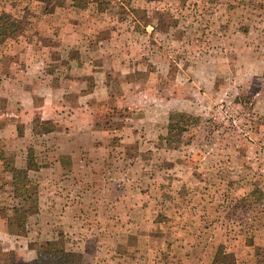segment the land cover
I'll use <instances>...</instances> for the list:
<instances>
[{
	"label": "rangeland",
	"instance_id": "1",
	"mask_svg": "<svg viewBox=\"0 0 264 264\" xmlns=\"http://www.w3.org/2000/svg\"><path fill=\"white\" fill-rule=\"evenodd\" d=\"M37 7L0 0L23 25L0 39V152L23 167L33 148L41 167L17 238L0 161V246L29 262L28 245L60 231L83 264H212L262 244L264 0H66L53 16L25 13ZM171 114L195 122L166 143ZM36 120L54 123L43 144Z\"/></svg>",
	"mask_w": 264,
	"mask_h": 264
},
{
	"label": "trees",
	"instance_id": "2",
	"mask_svg": "<svg viewBox=\"0 0 264 264\" xmlns=\"http://www.w3.org/2000/svg\"><path fill=\"white\" fill-rule=\"evenodd\" d=\"M32 3L42 5L35 9H25V13L53 15L58 8L63 7L66 0H31ZM23 25L18 19L0 14V39H14L21 31ZM67 65H70L67 64ZM72 66V65H70ZM74 66V65H73ZM195 122V117L187 114H171L166 143L177 142L186 132L189 126ZM54 131V123L51 121L36 120L33 123V141L43 144L45 136ZM0 161L3 163L5 173L12 177V193L10 198L15 202L12 215L7 221L9 233L17 238H26L28 234V220L32 207L39 202V184L30 178L31 172L40 170V164L33 148L27 153L26 163L18 167L15 163L14 154L8 151L0 152ZM35 257L29 262H19L14 251H6L0 246V264H83L84 256L76 247L71 245L62 232H54L44 242H35L28 245ZM212 264H240L234 253L219 251L213 258Z\"/></svg>",
	"mask_w": 264,
	"mask_h": 264
},
{
	"label": "crops",
	"instance_id": "3",
	"mask_svg": "<svg viewBox=\"0 0 264 264\" xmlns=\"http://www.w3.org/2000/svg\"><path fill=\"white\" fill-rule=\"evenodd\" d=\"M71 89L72 88L69 89L64 87L65 92L66 90L69 92ZM42 94L43 95L41 98L43 99L44 104H48L49 101L52 102V100L54 99L53 95H50L48 91H45V88H42ZM239 246L241 245L239 244ZM243 247H245V249H243L242 251H238L235 248H233L232 250L236 254L238 260L240 261V264H264V239H262V244L256 241L249 244L245 241Z\"/></svg>",
	"mask_w": 264,
	"mask_h": 264
}]
</instances>
